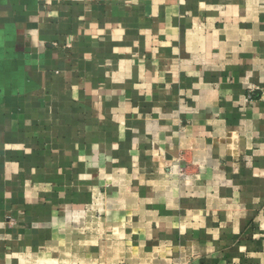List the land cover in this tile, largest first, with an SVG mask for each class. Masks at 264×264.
Returning <instances> with one entry per match:
<instances>
[{"label":"crops","instance_id":"obj_1","mask_svg":"<svg viewBox=\"0 0 264 264\" xmlns=\"http://www.w3.org/2000/svg\"><path fill=\"white\" fill-rule=\"evenodd\" d=\"M0 264H264V0H0Z\"/></svg>","mask_w":264,"mask_h":264},{"label":"rangeland","instance_id":"obj_2","mask_svg":"<svg viewBox=\"0 0 264 264\" xmlns=\"http://www.w3.org/2000/svg\"><path fill=\"white\" fill-rule=\"evenodd\" d=\"M262 90L259 86H252L249 90H248V94H247V101L248 102H252L254 100L260 99L261 95L258 93V91ZM12 219V218H11ZM12 224L14 223V220H11Z\"/></svg>","mask_w":264,"mask_h":264}]
</instances>
